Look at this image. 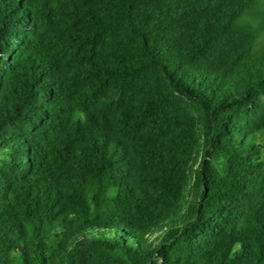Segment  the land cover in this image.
<instances>
[{
    "label": "trees",
    "instance_id": "16d2710c",
    "mask_svg": "<svg viewBox=\"0 0 264 264\" xmlns=\"http://www.w3.org/2000/svg\"><path fill=\"white\" fill-rule=\"evenodd\" d=\"M0 264H264V0H0Z\"/></svg>",
    "mask_w": 264,
    "mask_h": 264
}]
</instances>
